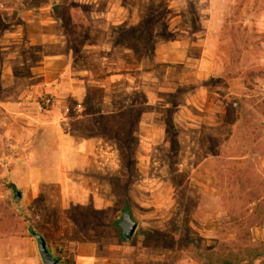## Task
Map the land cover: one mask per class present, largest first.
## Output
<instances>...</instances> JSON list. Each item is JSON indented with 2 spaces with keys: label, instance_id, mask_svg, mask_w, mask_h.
I'll list each match as a JSON object with an SVG mask.
<instances>
[{
  "label": "rangeland",
  "instance_id": "obj_1",
  "mask_svg": "<svg viewBox=\"0 0 264 264\" xmlns=\"http://www.w3.org/2000/svg\"><path fill=\"white\" fill-rule=\"evenodd\" d=\"M200 23L207 75L178 86L154 47ZM198 88L219 108H195ZM5 116L18 143L0 165V264H43L30 231L59 264H264V0H0ZM61 132L88 196L69 215L55 184L25 200L20 170L58 162Z\"/></svg>",
  "mask_w": 264,
  "mask_h": 264
},
{
  "label": "crops",
  "instance_id": "obj_2",
  "mask_svg": "<svg viewBox=\"0 0 264 264\" xmlns=\"http://www.w3.org/2000/svg\"><path fill=\"white\" fill-rule=\"evenodd\" d=\"M204 28L205 26L203 23H200V28L195 32L190 34L186 33L184 36H181L175 40L159 42L154 47L153 58L155 63H171L183 69L182 73L178 75L177 78L178 86H192L197 82H202L205 78V75H207L205 68L206 66L209 67V64L206 63L203 37L204 34H206L212 38L213 33L204 30ZM119 64H121L123 67L124 62L121 61ZM151 84L155 85L154 83ZM153 85H145V90L148 94L152 93V90L155 87ZM166 86L167 83L165 82L156 84L158 90L163 88L165 89ZM196 92L199 94L201 100L192 102L195 108L199 110H205L206 112H213L215 108L218 107V104L214 99L212 100L209 98L204 102L203 88H198ZM148 98L151 99V95ZM9 124L11 123L6 120V116L0 120V135L3 136L1 138L4 143V147L6 146L4 150L0 151V165L3 164L2 161L4 159L6 162H9L10 157L12 156L10 153L13 151L11 143H18V140L15 137H10L7 141H5L7 139L5 136L9 135L8 133H11L10 129L8 128ZM37 126L38 125L34 124V120L32 119L30 123L28 121V123L25 125L26 128L30 129H37ZM29 133L30 131H28L26 134H19L21 145L26 148H29L31 141L35 136L33 135L34 133ZM58 137V150L60 154L58 162L51 165H48L47 163L43 165V162H36L35 164L30 163L20 168L21 172H23L22 177L24 181L22 183V187H25L26 192L30 193V196H26L25 200L28 199L29 202H33V200L39 198L38 196L42 185L55 184L59 192L60 210L62 212L68 213L69 215L71 213V206L76 204V202L79 200L81 204L87 202L88 196L86 192L83 191L84 186L80 180L81 174L77 173L80 172V168L79 166L76 168L75 164L71 162V147H75L74 138H72L69 133L62 132L59 133ZM79 144L82 145L83 143L81 142ZM21 145H16L15 148L18 150L21 148ZM73 151L78 150L74 148ZM29 156L31 157L32 155ZM52 177H55V179H50ZM47 248L49 249L48 245ZM93 250L94 249L91 247V249L89 248L87 251L92 252ZM88 257L90 259V255H87L86 260ZM86 264H91V261L87 260Z\"/></svg>",
  "mask_w": 264,
  "mask_h": 264
},
{
  "label": "water",
  "instance_id": "obj_3",
  "mask_svg": "<svg viewBox=\"0 0 264 264\" xmlns=\"http://www.w3.org/2000/svg\"><path fill=\"white\" fill-rule=\"evenodd\" d=\"M13 193H14L15 199L20 198L21 194L18 190H14ZM117 226L120 230L121 238L124 241L128 242L136 231L137 223L135 220H133L129 212L123 211L121 218L117 222ZM32 236L37 243V249H38V253L40 255L42 263L43 264H59L60 259L52 255V253L47 248L44 238L38 233H32Z\"/></svg>",
  "mask_w": 264,
  "mask_h": 264
},
{
  "label": "trees",
  "instance_id": "obj_4",
  "mask_svg": "<svg viewBox=\"0 0 264 264\" xmlns=\"http://www.w3.org/2000/svg\"><path fill=\"white\" fill-rule=\"evenodd\" d=\"M123 211H127V210H126V207L123 209ZM113 227H114L115 229H118V228H117V223H114ZM30 233H31V236H32V233H34V232H33V231H30ZM41 236H42V235H41ZM32 237H33V236H32ZM42 237H43V236H42ZM43 238H44V237H43ZM44 240H45V239H44ZM64 264H74V260L71 259V255H70L68 258L65 257ZM225 264H228L227 261H226ZM229 264H231V263H229Z\"/></svg>",
  "mask_w": 264,
  "mask_h": 264
},
{
  "label": "built area",
  "instance_id": "obj_5",
  "mask_svg": "<svg viewBox=\"0 0 264 264\" xmlns=\"http://www.w3.org/2000/svg\"><path fill=\"white\" fill-rule=\"evenodd\" d=\"M49 101L48 100H45V104L48 105Z\"/></svg>",
  "mask_w": 264,
  "mask_h": 264
}]
</instances>
